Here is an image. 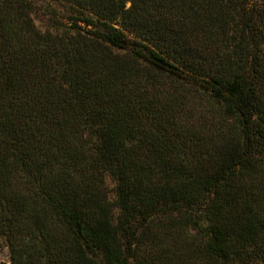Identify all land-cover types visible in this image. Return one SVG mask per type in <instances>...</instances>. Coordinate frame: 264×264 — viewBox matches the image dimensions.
<instances>
[{
    "label": "trees",
    "instance_id": "1",
    "mask_svg": "<svg viewBox=\"0 0 264 264\" xmlns=\"http://www.w3.org/2000/svg\"><path fill=\"white\" fill-rule=\"evenodd\" d=\"M3 244L264 264V0H0Z\"/></svg>",
    "mask_w": 264,
    "mask_h": 264
},
{
    "label": "rangeland",
    "instance_id": "2",
    "mask_svg": "<svg viewBox=\"0 0 264 264\" xmlns=\"http://www.w3.org/2000/svg\"><path fill=\"white\" fill-rule=\"evenodd\" d=\"M45 14V12L43 13ZM47 15H40L37 18V24L40 28L45 29L47 24ZM110 183V187L114 188L115 183L112 181V179L109 180ZM10 260V252L9 249L6 247L5 244H3V246L0 248V264L1 263H8Z\"/></svg>",
    "mask_w": 264,
    "mask_h": 264
}]
</instances>
